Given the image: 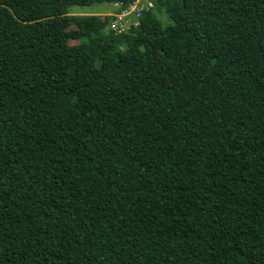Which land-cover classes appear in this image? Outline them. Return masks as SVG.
<instances>
[{
	"label": "trees",
	"instance_id": "trees-1",
	"mask_svg": "<svg viewBox=\"0 0 264 264\" xmlns=\"http://www.w3.org/2000/svg\"><path fill=\"white\" fill-rule=\"evenodd\" d=\"M133 1L0 0V264H264V0Z\"/></svg>",
	"mask_w": 264,
	"mask_h": 264
},
{
	"label": "built area",
	"instance_id": "built-area-1",
	"mask_svg": "<svg viewBox=\"0 0 264 264\" xmlns=\"http://www.w3.org/2000/svg\"><path fill=\"white\" fill-rule=\"evenodd\" d=\"M113 6L116 10L111 15L108 30L114 36H120L129 34L132 29L138 27L142 12L152 8L153 5L149 0H134L127 5L115 2Z\"/></svg>",
	"mask_w": 264,
	"mask_h": 264
},
{
	"label": "rangeland",
	"instance_id": "rangeland-1",
	"mask_svg": "<svg viewBox=\"0 0 264 264\" xmlns=\"http://www.w3.org/2000/svg\"><path fill=\"white\" fill-rule=\"evenodd\" d=\"M114 3L112 4H100V5H94L91 7H72L70 8V13L71 15H87V16H94L98 19H104L106 16H111L112 14L115 13V8L113 6ZM157 18L161 22L163 27L169 26L171 23L168 21L167 16L165 13L162 11L157 14ZM70 45H76L78 44L77 41H70ZM124 48V47H122ZM143 73V70H142Z\"/></svg>",
	"mask_w": 264,
	"mask_h": 264
}]
</instances>
